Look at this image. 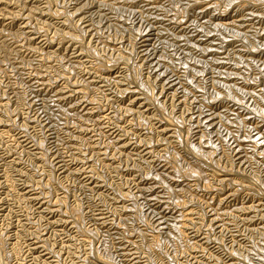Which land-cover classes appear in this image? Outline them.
I'll list each match as a JSON object with an SVG mask.
<instances>
[{
    "label": "rangeland",
    "instance_id": "374dc122",
    "mask_svg": "<svg viewBox=\"0 0 264 264\" xmlns=\"http://www.w3.org/2000/svg\"><path fill=\"white\" fill-rule=\"evenodd\" d=\"M7 1L0 264H264V0Z\"/></svg>",
    "mask_w": 264,
    "mask_h": 264
},
{
    "label": "bare ground",
    "instance_id": "6f19581e",
    "mask_svg": "<svg viewBox=\"0 0 264 264\" xmlns=\"http://www.w3.org/2000/svg\"><path fill=\"white\" fill-rule=\"evenodd\" d=\"M7 1V0H6ZM9 1V3H10V0H8ZM8 1H7V3H8ZM19 1V0H18ZM76 1V0H75ZM83 1H85V0H83ZM88 1V0H87ZM101 1V0H100ZM111 1V0H110ZM119 1V0H118ZM121 1V0H120ZM123 1V0H122ZM127 1V0H126ZM126 1L124 0V2L126 3ZM141 1V0H140ZM152 1V0H151ZM154 1H156V0H154ZM154 1H153V3H154ZM174 1V0H173ZM177 1V0H176ZM185 1V0H184ZM198 1V0H197ZM210 1V0H209ZM244 1V0H243ZM246 1V0H245ZM244 1V2H245ZM248 1V0H247ZM250 1V0H249ZM17 2V1H16ZM23 2V1H22ZM98 2V1H97ZM103 2V1H102ZM101 2V3H102ZM129 2H130V0H129ZM134 2V1H133ZM168 2V1H167ZM179 2H181V1H179ZM220 2V1H219ZM240 2H242V1H240ZM252 1H250V3H251ZM7 3H5V4H7ZM104 3V2H103ZM124 3V4H125ZM132 3V2H131ZM156 3V2H155ZM160 3V2H159ZM158 3V4H159ZM171 3V2H170ZM176 3V2H175ZM243 3V2H242ZM253 3V2H252ZM251 3V4H252ZM263 3V2H262ZM20 4V3H19ZM65 4V3H64ZM76 4H77V2H76ZM93 4H94V2H93ZM92 4V5H93ZM98 4V3H97ZM105 4V6H106V3H104ZM109 4V3H108ZM113 4V3H112ZM128 4H130V3H128ZM127 4V5H128ZM134 3H132V5H133ZM157 4V3H156ZM168 4V3H167ZM172 4V3H171ZM180 4V3H179ZM192 4V3H191ZM210 4V3H209ZM217 4V3H216ZM246 4V3H245ZM249 4V3H248ZM247 4V5H248ZM120 5V4H119ZM119 5L117 6V8L119 7ZM132 5H131V7H132ZM147 5V4H146ZM151 5V4H150ZM159 5H161V4H159ZM170 5V4H169ZM193 5V4H192ZM198 5H199V3H198ZM214 5V4H213ZM219 5V4H218ZM221 5V4H220ZM67 6V5H66ZM96 6V5H95ZM94 6V8H96L97 6H99V5H97L96 7ZM136 6V5H135ZM179 6V5H178ZM186 6V5H185ZM196 6V5H195ZM212 6V5H211ZM217 6V5H216ZM27 7V6H26ZM32 7V6H31ZM91 7V6H90ZM111 7V6H110ZM139 7V6H138ZM148 7V6H147ZM161 7V6H160ZM164 7V6H163ZM163 7L161 8L162 10H163ZM176 7V6H175ZM174 7V8H175ZM180 7V6H179ZM188 7H189V5H188ZM194 7V6H193ZM197 7V6H196ZM208 7V6H207ZM240 7V6H239ZM243 7H245L244 5H243ZM45 8V7H44ZM100 8V7H99ZM116 8V9H117ZM146 7L144 6V8H142V9H145ZM152 8V7H151ZM153 8H154V6H153ZM173 8V7H172ZM183 8V7H182ZM192 8V7H191ZM195 8V7H194ZM213 8H214V6H213ZM241 8V7H240ZM256 8V7H255ZM31 9V8H30ZM91 9V8H90ZM156 9V8H155ZM185 9H187V8H185ZM227 9V8H226ZM238 9V8H237ZM241 9H243V8H241ZM247 9V8H246ZM252 9V8H251ZM79 10H80V8H79ZM106 10V9H105ZM110 10V9H109ZM109 10H107L108 12H109ZM114 10V9H113ZM148 10V9H147ZM160 9H158V11H159ZM176 10V9H175ZM192 10V9H191ZM200 10V9H199ZM220 10H222V9H220ZM229 10V9H228ZM250 10V9H249ZM254 10V9H253ZM28 11V10H27ZM96 11H97V8H96ZM102 11V10H101ZM187 11V10H186ZM188 11H189V8H188ZM209 11V10H208ZM226 11V10H225ZM239 11H242V10H239ZM33 12V11H32ZM34 12H37V10H34ZM45 12V11H44ZM94 12V11H93ZM92 12V13H93ZM99 12H100V10H99ZM111 12V11H110ZM114 12V11H113ZM134 12V11H133ZM139 12V11H138ZM152 12V11H151ZM195 12V11H194ZM215 12V11H214ZM247 12V11H246ZM254 12V11H253ZM258 12V10L256 11V13ZM98 13V12H97ZM101 13H103V12H101ZM101 13H100V15H101ZM112 13V12H111ZM110 13V14H111ZM137 13V12H136ZM148 13V12H147ZM156 13V12H155ZM20 14V13H19ZM29 14H30V12H29ZM33 14V13H32ZM37 14V13H36ZM42 14V13H41ZM95 13H93V15H94ZM99 14V13H98ZM114 14V13H113ZM127 14H128V12H127ZM132 14V13H131ZM138 14V13H137ZM140 14H143V13H140ZM160 14V13H159ZM172 14V13H171ZM187 14V13H186ZM223 14V13H222ZM245 14V13H244ZM252 14V12H250V14L249 15H251ZM253 14H255V13H253ZM252 14V15H253ZM259 14V13H258ZM257 14V15H258ZM260 14H261V12H260ZM13 15V14H12ZM18 15V14H17ZM27 15V14H26ZM105 15V14H104ZM144 15H145V13H144ZM150 16H148L147 15V17H151V13L149 14ZM173 15V14H172ZM183 15V14H182ZM193 15V14H192ZM201 15V14H200ZM229 15V14H228ZM256 15V14H255ZM8 16V15H7ZM20 16V15H19ZM29 16V15H28ZM89 16V15H88ZM95 16V15H94ZM93 16V17H94ZM112 16V15H111ZM115 16V15H114ZM136 16V15H135ZM139 16V15H138ZM137 16V17H138ZM143 16V15H142ZM141 16V17H142ZM155 16V15H154ZM190 16V15H189ZM217 16V15H216ZM261 16V15H260ZM4 17V16H3ZM141 17H140V21H141ZM198 17H199V15H198ZM252 17V16H251ZM257 17V16H256ZM88 18H91V17H88ZM96 18H99V16L98 17H96ZM109 19H110V16L108 17ZM117 18V17H116ZM143 19H146V18H144V17H142ZM154 18V17H153ZM167 18V17H166ZM175 18V17H174ZM173 18V19H174ZM209 18V17H208ZM213 18V17H212ZM243 18V17H242ZM250 18V17H249ZM253 18H254V15H253ZM13 19V18H12ZM23 19V18H22ZM101 19V18H100ZM112 19V18H111ZM114 19V18H113ZM118 19H119V17H118ZM142 19V20H143ZM148 19H150V18H148ZM172 19V18H171ZM236 19H238V18H236ZM245 19H247V18H245ZM10 20H11V18H10ZM29 20V19H28ZM31 20V19H30ZM90 20H92V19H90ZM95 20V19H94ZM98 19H96L95 20V22L97 21ZM106 20H107V17H106ZM151 20V19H150ZM175 20V19H174ZM173 20V21H174ZM232 20V19H231ZM159 21V20H158ZM183 21V20H182ZM205 21V20H204ZM258 21V20H257ZM30 22V21H29ZM79 22V21H78ZM92 22H93V20H92ZM108 22V21H107ZM115 22V21H114ZM152 22V21H151ZM179 22V21H178ZM235 22V21H234ZM239 22V21H238ZM253 22V21H252ZM260 22V21H259ZM120 23V22H119ZM128 23V22H127ZM146 23V22H145ZM170 23V22H169ZM201 23V22H200ZM219 23V22H218ZM225 23V22H224ZM227 23H229V22H227ZM230 23H232V22H230ZM12 24V23H11ZM92 24V23H91ZM111 24V23H110ZM117 24V23H116ZM156 24V23H155ZM214 24V23H213ZM232 24H234V23H232ZM254 24V23H253ZM111 25H114L113 23L111 24ZM120 25V24H119ZM122 25V24H121ZM120 25V26H121ZM125 25V24H124ZM150 25V24H149ZM200 25V24H199ZM234 25H236V24H234ZM244 25V24H243ZM26 26V25H25ZM91 26V25H90ZM175 26V25H174ZM185 26V25H184ZM223 27H224V25H222ZM225 26H226V24H225ZM228 26V25H227ZM230 26V25H229ZM236 26H238V25H236ZM241 26V25H240ZM116 27H118V26H116ZM186 27V26H185ZM234 27V26H233ZM239 27V26H238ZM238 27H236V28H238ZM242 27V26H241ZM241 27H239V29L241 28ZM258 27V26H257ZM18 28V27H17ZM114 28H115V26H114ZM120 28V27H119ZM122 28V27H121ZM124 28V27H123ZM200 28H203V27H200ZM220 28V27H219ZM222 28V27H221ZM227 28H229V27H226V29ZM247 28V27H246ZM118 29V28H117ZM230 29V28H229ZM241 29H244V28H241ZM248 29V28H247ZM4 30V29H3ZM90 30V29H89ZM120 30V29H119ZM164 30V29H163ZM177 30V29H176ZM236 31H237V29H235ZM234 30V31H235ZM264 30V29H263ZM262 30V31H263ZM123 31V30H122ZM146 31V30H145ZM165 31V30H164ZM167 31V30H166ZM208 31V30H207ZM212 31V30H211ZM222 31V30H221ZM228 31V30H227ZM226 31V32H227ZM230 31V30H229ZM231 31H233V29L231 30ZM251 31H253V30H251ZM13 32V31H12ZM11 32V33H12ZM30 32V31H29ZM28 32V33H29ZM163 32V31H162ZM168 32V31H167ZM187 32V31H186ZM223 32L225 33V31L223 30ZM238 32V31H237ZM245 32V31H244ZM248 32V31H247ZM257 32V31H256ZM261 32V31H260ZM259 32V33H260ZM3 33V32H2ZM10 33V32H9ZM66 33V32H65ZM154 33V32H153ZM215 33V32H214ZM67 34V33H66ZM200 34V33H199ZM220 34V33H219ZM239 34V33H238ZM237 33H236V36L238 35ZM240 34H242V32L240 33ZM244 34V33H243ZM248 34V33H247ZM247 34H245V35H247ZM258 34V33H257ZM261 34V33H260ZM262 34H264V33H262ZM71 35V34H70ZM211 35V34H210ZM228 35V34H227ZM231 35V34H230ZM11 36V35H10ZM17 36V35H16ZM20 36V35H19ZM65 36V35H64ZM212 36V35H211ZM235 36V37H236ZM239 37H240V35H238ZM249 36V35H248ZM248 36H247V38H248ZM250 36H251V34H250ZM254 36H257L256 34H254ZM259 36V35H258ZM9 37V36H8ZM21 37V36H20ZM35 37V36H34ZM33 37V38H34ZM181 37V36H180ZM187 37V36H186ZM204 37V36H203ZM231 36H229V38H230ZM244 37V36H243ZM246 37V36H245ZM19 38V37H18ZM43 38V37H42ZM122 38V37H121ZM197 38V37H196ZM224 38V37H223ZM263 38V37H262ZM30 39H31V37H30ZM129 39V38H128ZM225 39V38H224ZM235 39V38H234ZM242 39V38H241ZM260 39V38H259ZM123 40V39H122ZM206 40V39H205ZM244 40V39H243ZM250 40V39H249ZM255 40V39H254ZM254 40H252V41H254ZM261 40V39H260ZM259 40V41H260ZM210 41V40H209ZM218 41V40H217ZM246 41V40H245ZM251 41V42H252ZM9 42V41H8ZM7 42V43H8ZM207 42V41H206ZM237 42V41H236ZM241 42V41H240ZM247 42V41H246ZM245 42V43H246ZM35 43V42H34ZM71 43V42H70ZM82 43V42H81ZM152 43V42H151ZM164 43V42H163ZM167 43V42H166ZM244 43V44H245ZM248 43V42H247ZM1 44H3V43H1ZM42 44V43H41ZM77 44V43H76ZM204 44V43H203ZM229 44V43H228ZM247 45V44H246ZM248 45H251V44H248ZM247 45V46H248ZM264 45V44H263ZM76 46V45H75ZM160 46V45H159ZM178 46V45H177ZM192 46V45H191ZM109 47H111V46H109ZM186 47V46H185ZM196 47V46H195ZM249 47V46H248ZM3 48V47H2ZM1 48V49H2ZM12 48V47H11ZM115 48V47H114ZM202 48V47H201ZM209 48V47H208ZM219 48V47H218ZM217 48V49H218ZM227 48V47H226ZM247 48V47H246ZM264 48V47H263ZM7 49V48H6ZM9 49V48H8ZM75 49V48H74ZM123 49V48H122ZM210 49V48H209ZM67 50V49H66ZM71 50V49H70ZM173 50V49H172ZM177 50V49H176ZM200 50V49H199ZM213 50V49H212ZM211 50V51H212ZM251 50V49H250ZM253 50V49H252ZM261 50V49H260ZM264 50V49H263ZM12 51V50H11ZM118 51V50H117ZM202 51V50H201ZM208 51V50H207ZM221 51V50H220ZM242 51V50H241ZM255 51H257V50H255ZM254 51V52H255ZM34 52V51H33ZM40 52V51H39ZM203 52V51H202ZM219 52V51H218ZM244 52V51H243ZM248 53H250L251 51H247ZM254 52H252V53H254ZM9 53H12V52H9ZM8 53V54H9ZM28 53V52H27ZM118 53V52H117ZM143 53V52H142ZM152 53V52H151ZM247 53V54H248ZM259 53V52H258ZM257 53V54H258ZM37 54V53H36ZM42 54V53H41ZM138 54V53H137ZM223 54V53H222ZM241 54V53H240ZM45 55V54H44ZM200 55H203V54H200ZM206 55V54H205ZM231 55V54H230ZM250 55V54H249ZM248 55V56H249ZM260 55V54H259ZM6 56V55H5ZM88 56V55H87ZM118 56V55H117ZM148 56V55H147ZM151 56V55H150ZM164 56V55H163ZM116 57V56H115ZM152 57V56H151ZM89 58V57H88ZM91 58V57H90ZM120 58H122V57H120ZM145 58V57H144ZM148 58V57H147ZM220 58V57H219ZM230 58V57H229ZM8 59V58H7ZM100 59V58H99ZM119 58H117V60H118ZM123 59V58H122ZM122 59H120V60H122ZM165 59V58H164ZM192 59V58H191ZM245 59H247V60H245V61H248V59H249V63H252L250 60L252 59V57H251V59L250 58H245ZM82 60V59H81ZM104 60V59H103ZM110 60V59H109ZM226 60V59H225ZM233 60H235V58L233 59ZM21 61V60H20ZM100 61V60H99ZM112 61V60H111ZM114 61H115V58H114ZM119 61V60H118ZM169 61H170V59H169ZM213 61V60H212ZM211 61V62H212ZM219 61V60H218ZM223 61V60H222ZM243 61V60H242ZM22 62H23V60H22ZM101 62V61H100ZM166 62V61H165ZM203 62V61H202ZM224 62V61H223ZM91 63V62H90ZM95 63V62H94ZM96 63H97V61H96ZM168 63V62H167ZM206 63V62H205ZM233 63V62H232ZM238 63V62H237ZM245 63V62H244ZM243 63V64H244ZM88 64V63H87ZM114 64V63H113ZM196 64V63H195ZM201 64V63H200ZM212 64V63H211ZM225 64V63H224ZM246 64V63H245ZM108 65V64H107ZM110 65V64H109ZM116 65V64H115ZM217 65V64H216ZM236 65V64H235ZM247 65V64H246ZM245 65V66H246ZM253 65V64H252ZM263 65V64H262ZM74 66H76V65H74ZM87 66H89V65H87ZM98 66V65H97ZM173 66V65H172ZM186 66V65H185ZM184 66V67H185ZM243 66V65H242ZM256 66V65H255ZM104 67V66H103ZM107 67V66H106ZM158 67V66H157ZM160 67V66H159ZM199 67V66H198ZM247 67V66H246ZM78 68V67H77ZM89 68V67H88ZM101 68V67H100ZM177 68V67H176ZM81 69V68H80ZM97 69V68H96ZM214 69V68H213ZM261 69V68H260ZM85 70V69H84ZM107 70V69H106ZM152 70H154V69H152ZM255 70V69H254ZM72 71V70H71ZM87 71V70H86ZM232 71H234V70H232ZM231 71V72H232ZM259 71V70H258ZM204 72V71H203ZM218 72V71H217ZM230 72V73H231ZM152 73V72H151ZM249 73V72H248ZM255 73V72H254ZM260 73V72H259ZM256 74H258V73H256ZM262 74V73H261ZM94 75V74H93ZM151 75V74H150ZM157 75H158V73H157ZM203 75V74H202ZM219 75H221V73L219 74ZM230 75V74H229ZM254 75V74H253ZM77 76V75H76ZM211 76V75H210ZM222 76V75H221ZM228 76V75H227ZM240 76V75H239ZM257 76V75H256ZM102 77V76H101ZM134 77V76H133ZM218 77V76H217ZM236 77V76H235ZM241 77V76H240ZM64 78V77H63ZM211 78V77H210ZM229 78V77H228ZM239 78V77H238ZM255 78V77H254ZM258 78V77H257ZM256 78V79H257ZM108 79V78H107ZM202 79V78H201ZM239 79H242V77L241 78H239ZM78 80H80V79H78ZM77 80V81H78ZM91 80H92V78H91ZM101 80V79H100ZM118 80V79H117ZM124 80V79H123ZM94 81H96V80H94ZM204 80H202V82H203ZM214 81V80H213ZM246 81H249V84H250V81H251V79L250 80H246ZM256 81V80H255ZM89 82V81H88ZM87 82V83H88ZM120 82V81H119ZM215 82V81H214ZM233 82V81H232ZM243 82H244V79H243ZM252 82V81H251ZM72 83V82H71ZM74 83V82H73ZM212 83V82H211ZM248 82H246V84H247ZM257 83H258V80H257ZM66 84V83H65ZM83 84H85V82L83 83ZM219 84H221V83H219ZM224 84V83H223ZM244 84V83H243ZM252 84H253V82H252ZM86 85V84H85ZM215 85V84H214ZM45 86V85H44ZM75 86V85H74ZM78 86V85H77ZM81 86H83V85H81ZM205 86V85H204ZM227 86H229V85H227ZM230 86H234V85H230ZM43 87V86H42ZM41 87V88H42ZM62 87V86H61ZM85 87V86H84ZM254 87V86H253ZM87 88V87H86ZM212 88V87H211ZM222 88H224V87H222ZM240 88V87H239ZM238 88V89H239ZM245 88V87H244ZM44 89V88H43ZM82 89V88H81ZM199 89V88H198ZM218 89V88H217ZM227 89V88H226ZM261 89H262V87H261ZM224 90V89H223ZM235 90V89H234ZM243 90V89H242ZM257 90V89H256ZM260 90V89H259ZM37 91H38V89H37ZM221 91V90H220ZM252 91V90H251ZM250 91V92H251ZM261 91V90H260ZM46 92V91H45ZM65 92V91H64ZM77 92V91H76ZM125 92V91H124ZM197 92V91H196ZM203 92V91H202ZM227 92V91H226ZM235 92V91H234ZM246 91H244V93H245ZM263 92V91H262ZM70 93V92H69ZM84 93V92H83ZM86 93V92H85ZM239 93H240V91H239ZM238 93V94H239ZM241 93H243V92H241ZM252 93V92H251ZM44 94V93H43ZM230 94V93H229ZM237 94V93H236ZM248 94V93H247ZM254 94V93H253ZM227 95V94H226ZM233 95V94H232ZM242 95V94H241ZM244 95V94H243ZM246 95V94H245ZM64 96V95H63ZM84 96V95H83ZM149 96V95H148ZM223 96V95H222ZM225 96V95H224ZM256 96V95H255ZM150 97V96H149ZM229 97H230V95H229ZM233 97H234V95H233ZM237 97V96H236ZM264 97V96H263ZM55 98V97H54ZM60 98V97H59ZM146 98V97H145ZM223 98V97H222ZM228 98V97H227ZM235 98V97H234ZM260 98V97H259ZM258 98V99H259ZM62 99V98H61ZM221 99V98H220ZM236 99V98H235ZM240 99V98H239ZM257 99V100H258ZM57 100V99H56ZM83 100V99H82ZM216 100V99H215ZM234 100V99H233ZM253 100V99H252ZM262 100V99H261ZM87 101V100H86ZM184 101V100H183ZM224 101V100H223ZM238 101V100H237ZM260 101V100H259ZM263 101V100H262ZM53 102V101H52ZM62 102V101H61ZM69 102V101H68ZM153 102V101H152ZM215 102V101H214ZM248 102V101H247ZM75 103V102H74ZM157 103V102H156ZM207 103V102H206ZM231 103V102H230ZM233 103V102H232ZM237 103V102H236ZM55 104V103H54ZM65 104V103H64ZM142 104V103H141ZM205 104V103H204ZM240 104V103H239ZM236 105V104H235ZM59 107V106H58ZM57 107V108H58ZM69 107V106H68ZM81 107V106H80ZM209 107V106H208ZM70 108V107H69ZM82 108V107H81ZM148 108V107H147ZM61 109V108H60ZM67 109V108H66ZM141 109V108H140ZM155 109V108H154ZM160 109H161V107H160ZM234 109V108H233ZM49 110V109H48ZM62 110H63V108H62ZM158 110H159V108H158ZM162 110H164L163 108H162ZM240 110V109H239ZM257 110V109H256ZM46 111V110H45ZM161 111V110H160ZM198 111V110H197ZM245 111V110H244ZM250 112H251V110H249ZM52 112V111H51ZM163 112V111H162ZM248 112V111H247ZM161 113V112H160ZM221 113V112H220ZM244 113V112H243ZM53 114V113H52ZM72 114V113H71ZM203 114V113H202ZM209 114V113H208ZM216 114V113H215ZM260 114H262V113H260ZM164 115V114H163ZM218 115V114H217ZM250 115V114H249ZM256 115V114H255ZM222 116V115H221ZM248 116V115H247ZM260 116V115H259ZM108 117V116H107ZM169 117V116H168ZM213 117V116H212ZM251 117V116H250ZM65 118V117H64ZM147 118H149V117H147ZM151 118V117H150ZM152 118H153V116H152ZM162 118V117H161ZM219 118V117H218ZM224 118V117H223ZM159 119V118H158ZM171 119V118H170ZM169 119V120H170ZM200 119V118H199ZM206 119V118H205ZM209 119V118H208ZM234 119V118H233ZM241 119V118H240ZM166 120H167V118H166ZM198 120V119H197ZM252 120V119H251ZM254 120H256V119H254ZM70 121V120H69ZM161 121V120H160ZM175 121V120H174ZM173 121V122H174ZM165 122V121H164ZM243 122V121H242ZM175 123L177 124V122L175 121ZM197 123V122H196ZM201 123V122H200ZM220 123V122H219ZM222 123V122H221ZM210 124V123H209ZM262 124V123H261ZM172 125V124H171ZM231 125V124H230ZM232 125H234V124H232ZM240 126V125H239ZM242 126H244V125H242ZM204 127V126H203ZM253 127V126H252ZM252 127H251V129H252ZM92 128V127H91ZM201 128V127H200ZM205 128V127H204ZM222 128V127H221ZM255 128V127H254ZM260 128V127H259ZM147 129V128H146ZM177 129V128H176ZM189 129V128H188ZM223 129V128H222ZM221 129V130H222ZM175 130V129H174ZM220 130V131H221ZM86 131V130H85ZM143 131V130H142ZM176 131V130H175ZM178 131V130H177ZM249 131H250V129H249ZM256 131V130H255ZM93 132V131H92ZM149 132V131H148ZM153 132V131H152ZM239 132V131H238ZM150 133V132H149ZM205 133V132H204ZM203 133V134H204ZM177 134V133H176ZM206 134V133H205ZM216 134V133H215ZM223 134V133H222ZM238 134V133H237ZM236 134V135H237ZM22 135V134H21ZM178 135V134H177ZM209 135V134H208ZM246 135V134H245ZM172 136V135H171ZM218 136V135H217ZM247 136V135H246ZM86 137V136H85ZM144 137V136H143ZM205 137V136H204ZM226 137V136H225ZM230 137V136H229ZM83 138V137H82ZM152 138V137H151ZM150 138V139H151ZM263 138V137H262ZM147 139V138H146ZM178 139V138H177ZM228 139V138H227ZM148 140V139H147ZM172 140V139H171ZM225 140V139H224ZM20 141V140H19ZM91 141H93V139L91 140ZM151 141V140H150ZM242 141V140H241ZM263 141V140H262ZM88 142V141H87ZM135 142V141H134ZM213 142V141H212ZM217 142V141H216ZM29 143V142H28ZM32 143V142H31ZM178 143H180V142H178ZM219 143V142H218ZM263 143V142H262ZM99 144V143H98ZM151 144V143H150ZM157 144V143H156ZM209 144V143H208ZM124 145V144H123ZM143 145V144H142ZM173 145V144H172ZM183 145V144H182ZM193 145V144H192ZM213 145V144H212ZM262 145V144H261ZM30 146V145H29ZM39 146V145H38ZM195 146V145H194ZM205 146H207V145H205ZM210 146V145H209ZM257 146V145H256ZM120 147V146H119ZM124 147V146H123ZM183 147V146H182ZM190 147V146H189ZM188 147V148H189ZM198 147V146H197ZM213 147V146H212ZM249 147V146H248ZM185 148V147H184ZM241 148V147H240ZM164 149H166V148H164ZM182 149V148H181ZM196 149V148H195ZM244 149V148H243ZM249 149V148H248ZM104 150V149H103ZM107 150V149H106ZM187 149H185V151H186ZM189 150H191V149H189ZM199 150V149H198ZM233 151V150H232ZM188 152V151H187ZM214 152V151H213ZM251 152H252V150H251ZM120 153V152H119ZM150 153V152H149ZM193 153H194V151H193ZM204 153V152H203ZM210 153V152H209ZM261 153V152H260ZM8 154H10V153H8ZM211 154V153H210ZM107 155V154H106ZM114 155V154H113ZM169 155V154H168ZM178 155V154H177ZM205 155V154H204ZM222 155V154H221ZM155 156V155H154ZM157 156V155H156ZM186 156V155H185ZM193 156V155H192ZM201 156V155H200ZM211 156H213V155H211ZM222 157V156H221ZM3 158V157H2ZM168 158V157H167ZM200 158H203V157H200ZM197 159V158H196ZM209 159V158H208ZM192 160H194V159H192ZM7 161V160H6ZM5 161V162H6ZM200 161H201V159H200ZM209 161V160H208ZM4 162V163H5ZM205 162V161H204ZM219 162V161H218ZM241 162V161H240ZM239 162V163H240ZM255 163V162H254ZM1 164V163H0ZM145 164V163H144ZM156 164V163H155ZM176 164V163H175ZM205 164V163H204ZM208 164V163H207ZM170 165V164H169ZM177 165V164H176ZM214 165V164H213ZM233 165V164H232ZM5 166V165H4ZM198 166V165H197ZM209 166V165H208ZM208 166H206V167H208ZM191 167V166H190ZM219 167V166H218ZM192 168V167H191ZM211 168V167H210ZM177 169V168H176ZM175 169V170H176ZM193 169V168H192ZM197 169V168H196ZM223 169V168H222ZM194 170V169H193ZM210 170H212V169H210ZM216 170V169H215ZM4 171V170H3ZM185 171V170H184ZM198 171H200V169L198 170ZM213 171V170H212ZM176 172V171H175ZM187 172V171H186ZM189 172V171H188ZM191 172L192 173H196V175H198L197 174V172L196 171H192L191 170ZM217 172H221V171H217ZM216 172V173H217ZM227 172V171H226ZM229 172V171H228ZM181 173H183L182 171H181ZM185 173V172H184ZM214 173V172H213ZM212 173V174H213ZM235 173V172H234ZM138 174V173H137ZM146 174V173H145ZM179 174V173H178ZM189 174V173H188ZM193 175V174H192ZM203 175V174H202ZM137 176V175H136ZM183 176V175H182ZM135 177V176H134ZM193 177V176H192ZM197 177V176H196ZM195 177V178H196ZM199 177H200V175H199ZM235 177V176H234ZM243 177V176H242ZM142 178V177H141ZM185 178V177H184ZM201 178V177H200ZM216 178V177H215ZM133 179V178H132ZM144 179V178H143ZM160 179V178H159ZM173 179V178H172ZM212 179V178H211ZM222 179H223V177H222ZM197 180V179H196ZM240 180V179H239ZM172 181V180H171ZM203 181V180H202ZM207 181V180H206ZM218 181V180H217ZM227 181V180H226ZM231 181V180H230ZM162 182H164V180H162ZM205 183V182H204ZM207 183V182H206ZM221 184H222V182H220ZM229 183H231V182H229ZM236 183V182H235ZM235 183H233L234 185H235ZM238 183V182H237ZM133 184V183H132ZM219 184V183H218ZM155 185V184H154ZM231 185V184H230ZM221 186V185H220ZM238 187H239V184H238ZM247 186H245V188H246ZM138 188V187H137ZM142 188V187H141ZM166 188V187H165ZM208 188V187H207ZM146 189H148V188H146ZM164 189V188H163ZM171 189V188H170ZM184 189V188H183ZM203 189V188H202ZM181 190V189H180ZM205 190V189H204ZM211 190V189H210ZM219 190V189H218ZM222 190V189H221ZM261 190V189H260ZM167 191H169V189L167 190ZM186 191V190H185ZM191 191H193V190H191ZM239 191V190H238ZM188 192V191H187ZM130 193V192H129ZM132 193V192H131ZM205 193V192H204ZM252 193V192H251ZM189 194V193H188ZM138 196V195H137ZM165 196V195H164ZM191 198V197H190ZM114 199V198H113ZM172 199V198H171ZM175 200V199H174ZM168 201V200H167ZM181 201V200H180ZM199 201V200H198ZM220 201V200H219ZM176 203V202H175ZM190 203V202H189ZM188 204V203H187ZM202 204V203H201ZM207 204V203H206ZM209 205V204H208ZM175 206V205H174ZM197 206V205H196ZM183 207V206H182ZM179 208V207H178ZM115 210V209H114ZM191 211V210H190ZM181 212V211H180ZM192 215V214H191ZM175 216V215H174ZM181 217V216H180ZM178 219V218H177ZM184 219V218H183ZM98 228V227H97ZM77 229V228H76ZM87 230V229H86ZM156 230H157V228H156ZM125 231V230H124ZM153 231V230H152ZM88 232V231H87ZM133 232V231H132ZM96 233V232H95ZM108 233V232H107ZM89 235V234H88ZM124 235V234H123ZM130 235V234H129ZM141 235V234H140ZM151 235V234H150ZM127 236V235H126ZM102 237V236H101ZM144 237V236H143ZM157 237V236H156ZM259 238V237H258ZM84 239V238H83ZM102 239V238H101ZM139 240V239H138ZM145 240V239H144ZM85 241V240H84ZM256 242V241H255ZM157 243V242H156ZM158 245V244H157ZM3 246V245H2ZM111 246V245H110ZM144 246V245H143ZM150 247V246H149ZM86 248V247H85ZM143 248V247H142ZM160 248V247H159ZM252 248H254V247H252ZM137 249V248H136ZM139 249V248H138ZM259 249V248H258ZM92 250V249H91ZM78 254V253H77ZM93 254V253H92ZM253 254V253H252ZM1 255V254H0ZM91 255V254H90ZM138 255V254H137ZM109 256V255H108ZM134 256V255H133ZM232 257V256H231ZM239 257H240V255H239ZM243 257V256H242ZM259 257V256H258ZM131 258V257H130ZM262 258V257H261ZM0 259H1V257H0ZM88 259V258H87ZM124 259V258H123ZM246 259V258H245ZM2 260V259H1ZM97 260V259H96ZM104 260V259H103ZM251 260V259H250ZM262 260V259H261ZM4 261H5V259H4ZM3 260H2V262L0 261V263H3L4 262ZM86 261V260H85ZM151 261V260H150ZM5 262H8V260H6ZM82 262V261H81ZM109 262V261H108ZM132 262V261H131ZM152 262V261H151ZM106 263V262H105ZM153 263V262H152ZM6 264V263H5ZM110 264V263H109ZM146 264V263H145ZM256 264H258V263H256Z\"/></svg>",
    "mask_w": 264,
    "mask_h": 264
}]
</instances>
